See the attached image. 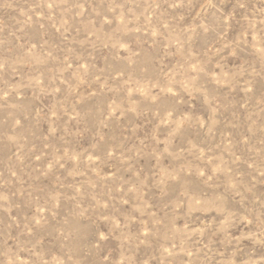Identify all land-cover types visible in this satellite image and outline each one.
Segmentation results:
<instances>
[{
  "label": "rangeland",
  "instance_id": "374dc122",
  "mask_svg": "<svg viewBox=\"0 0 264 264\" xmlns=\"http://www.w3.org/2000/svg\"><path fill=\"white\" fill-rule=\"evenodd\" d=\"M0 264H264V0H0Z\"/></svg>",
  "mask_w": 264,
  "mask_h": 264
}]
</instances>
